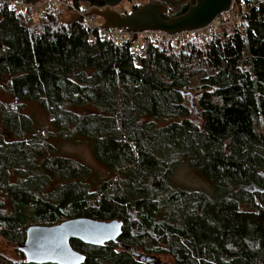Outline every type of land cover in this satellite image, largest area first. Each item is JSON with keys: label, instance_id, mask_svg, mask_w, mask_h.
<instances>
[{"label": "trees", "instance_id": "1", "mask_svg": "<svg viewBox=\"0 0 264 264\" xmlns=\"http://www.w3.org/2000/svg\"><path fill=\"white\" fill-rule=\"evenodd\" d=\"M168 4L177 15L188 7ZM60 13L0 4V77L14 99L0 108L13 136L0 133V237L18 254H0V264H34L17 247L27 224L74 217L122 225L100 246L71 239L81 264H142L135 252L176 264H264V2L203 40L148 39L137 60L131 40L102 41ZM27 102L46 125L22 112ZM55 137L87 144L110 176L54 155ZM184 160L210 190L172 185Z\"/></svg>", "mask_w": 264, "mask_h": 264}, {"label": "water", "instance_id": "2", "mask_svg": "<svg viewBox=\"0 0 264 264\" xmlns=\"http://www.w3.org/2000/svg\"><path fill=\"white\" fill-rule=\"evenodd\" d=\"M34 3L39 0H26ZM76 2L91 1L104 6L92 7L88 14H95L103 19L102 28H126L134 32L144 30H160L169 34L191 32L201 29L223 12L228 11L232 0H189L185 12L170 15L169 6L162 2L149 1L121 14L114 9L123 0H74ZM87 14V13H85ZM119 219L98 220L88 217L66 219L54 225L30 224L25 231V239L18 244L25 260L34 264H81L84 255L70 243L77 239L87 245L100 246L108 241H115L121 233ZM142 262L163 264L154 255L135 252ZM156 261V263H155ZM166 264V263H164Z\"/></svg>", "mask_w": 264, "mask_h": 264}, {"label": "rangeland", "instance_id": "3", "mask_svg": "<svg viewBox=\"0 0 264 264\" xmlns=\"http://www.w3.org/2000/svg\"><path fill=\"white\" fill-rule=\"evenodd\" d=\"M136 1H138V4L141 5L146 2H149L150 0L149 1L148 0H136ZM168 1L169 0H161L162 3H165L169 6L170 12H175L176 9L178 8L177 5L175 4L169 5ZM81 4H83V6L85 7L89 6V5L84 4L83 2L80 3V5ZM119 6H121V8H126L128 11L130 10L128 0H123L121 3H119ZM77 15L78 14H76L74 11L63 10L61 11L60 14L56 16V19H58V21L62 23H65V22H69L72 19L76 18ZM220 17L225 18L226 13H222ZM96 20L99 21L100 19L96 18ZM190 33L192 32H183L182 37L188 36V34ZM130 40L131 42H134L133 43L134 45H136V41L139 45L143 43L142 38L138 39L136 37L135 39L131 38ZM7 92L8 91L6 89L4 80L2 77H0V108H6L5 106H12L14 104L13 97L10 96ZM19 103L22 104L21 101H19ZM22 112L27 115H30L33 118L35 122V127L47 124L48 120H47L45 113L41 110L39 105L35 102H27L24 105H22ZM190 118L196 123H201V120L196 113H192L190 115ZM0 133L4 137L11 138L12 136L8 134V131L5 129L4 125L2 124L1 117H0ZM50 143L54 148V151H53L54 155L70 157L72 159H75L76 161L85 162L93 167V169L96 171V174L99 177H109L110 176V173L94 160L87 144L83 142L70 143L62 139L61 137H55V138L50 139ZM171 182L173 186L179 187V188H203L207 190L211 189L209 183H207L203 178L197 175L190 168L186 160H184V162L182 163H178L174 167L172 175H171ZM30 224H38V223H30ZM30 224H27L26 226ZM0 254H2L6 258L14 260V262L18 260V254L15 251V244L9 241H6L5 239L1 237H0ZM153 255L155 256L157 261L160 263L176 264L170 255L162 254V253H157ZM142 264H149V263L143 262Z\"/></svg>", "mask_w": 264, "mask_h": 264}, {"label": "built area", "instance_id": "4", "mask_svg": "<svg viewBox=\"0 0 264 264\" xmlns=\"http://www.w3.org/2000/svg\"><path fill=\"white\" fill-rule=\"evenodd\" d=\"M128 1L130 7L129 11L126 8H121L119 4L116 5L114 9L121 14H126L132 11L134 9V6H140L138 4V1L136 0ZM263 2L264 0H232L228 11L223 12L226 13V15L228 16V20H225V18L220 17V14L217 18H215L203 28L191 32L194 33L197 38L203 40L204 38L210 36L213 33L216 26H219L220 24H226L227 22H239L240 19L245 15V13L249 9H257L258 6ZM76 3H79V5H76ZM80 3L82 2H76L74 0H39L34 3L28 2L26 0H0V4H6L7 6L15 9L16 11H27L36 17L43 16L46 9L49 8L58 9L61 11H74L76 14H78L77 16L81 19L82 24L88 26L91 29H97V35L102 41L122 43L133 38L134 32L126 28H102L101 24L103 23V19L98 15L88 14L92 7L104 8L103 5L100 7L91 4L85 7L83 6V4L80 5ZM96 18H99L100 20L97 21ZM182 34L183 32L169 34L165 31L160 30H144L136 32L135 38H142L143 43L139 45L136 41V45H134V51L132 55L136 60L142 58L145 55L144 44L145 41H147L148 39H151L154 43H157L158 41L175 42L182 38ZM94 39L95 36L92 34L89 39V42L92 43Z\"/></svg>", "mask_w": 264, "mask_h": 264}, {"label": "flooded vegetation", "instance_id": "5", "mask_svg": "<svg viewBox=\"0 0 264 264\" xmlns=\"http://www.w3.org/2000/svg\"><path fill=\"white\" fill-rule=\"evenodd\" d=\"M150 1H157V2H161V0H150ZM188 1V5H189V0H187ZM94 5H97V6H102L101 4H99V3H96V2H94L93 3ZM174 12H170L169 11V13L167 14V15H163V17L164 18H167L168 16H170V15H177V14H173Z\"/></svg>", "mask_w": 264, "mask_h": 264}]
</instances>
